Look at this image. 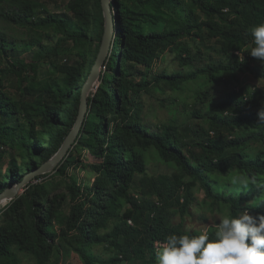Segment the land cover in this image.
I'll return each instance as SVG.
<instances>
[{
  "label": "trees",
  "instance_id": "16d2710c",
  "mask_svg": "<svg viewBox=\"0 0 264 264\" xmlns=\"http://www.w3.org/2000/svg\"><path fill=\"white\" fill-rule=\"evenodd\" d=\"M111 5L115 35L74 147L54 170L0 204V264H19L18 251L33 254L37 264H58L64 249L82 264H155L169 235L204 232L173 219L193 204L224 216L264 213V122L258 117L264 90L234 89L216 98L210 86L239 71L264 78V63L249 53L250 29L264 23V0ZM0 22L1 193L53 157L74 127L105 17L102 0H69L62 11L43 0H0ZM9 26L26 35L19 38ZM202 30L219 43V58L196 56L191 40ZM28 48L29 59L23 56ZM168 51L182 68L156 71ZM11 75L18 98L7 90ZM145 93L165 94L172 118L147 122ZM76 147L97 159L89 164L94 180L69 171L79 160ZM152 159L174 170L150 175ZM49 174L65 177V192L52 195V179L36 181ZM237 177L247 184L234 183ZM216 226L206 231L211 235Z\"/></svg>",
  "mask_w": 264,
  "mask_h": 264
},
{
  "label": "rangeland",
  "instance_id": "374dc122",
  "mask_svg": "<svg viewBox=\"0 0 264 264\" xmlns=\"http://www.w3.org/2000/svg\"><path fill=\"white\" fill-rule=\"evenodd\" d=\"M47 2L48 6L55 11H62L68 8L69 0H43ZM0 25L1 22H0ZM9 31L11 33L16 34L19 38L25 36L26 33L22 29H16V27L9 26ZM197 38L196 40H191L193 50L195 51L196 56L201 57V60H213L217 59L221 56L219 52V43L216 41L215 38H208L207 31H196ZM33 48V47H30ZM198 48L201 51H198ZM32 52L29 48L24 52L23 56L29 59V55ZM16 64L18 65L19 62L18 58L14 59ZM106 63V62H105ZM105 63L101 68V71L105 67ZM166 68L168 71H174L177 69H181L182 67L179 65L178 60L175 58V53L168 51L164 54L163 58L159 59L155 65V70L159 71ZM46 69V67H44ZM101 78V77H100ZM101 79L97 81L99 84ZM7 90L11 92L12 96L15 98L19 97V89L15 82L14 75H11L7 78ZM211 90L216 98H221L226 95L227 92L234 90V89H243L244 91L248 90H256V89H263L264 90V78H257L252 73L247 71H239L235 75L234 78L227 77L224 82L222 83H215L211 84ZM96 87H94L95 90ZM171 94V93H169ZM190 95V94H189ZM165 94L156 93V95H150L145 93L143 96V101L145 102V112L144 117L147 122L152 124L161 123L163 121H167L172 118L173 113L170 111L169 107L163 105L162 98ZM161 98V99H158ZM190 108L193 106L192 101L193 98L189 97ZM167 103V102H166ZM183 103L180 105V114L185 112ZM197 120V119H196ZM73 146V145H72ZM69 148V150L72 148ZM74 147V146H73ZM73 154L78 157V162L75 165L70 167V172H76L81 179H91L94 180V172L92 168L89 166L90 163L95 162L97 159L88 149L82 148H75ZM77 165V167H75ZM174 168L170 165H167L161 161L156 159H152L148 166V173L150 175H156L158 173H172ZM65 177L61 175L53 177L51 174L36 179V181H51L53 180V184L51 185V194H57L66 191L65 186ZM199 201L203 198L204 193L198 192ZM198 201V202H199ZM4 203V202H3ZM200 204V203H199ZM198 203L193 204L190 208V212L182 217L179 213L174 216L175 222H184L186 228L191 229H201L206 231L209 226H215L216 223L219 222L220 218L224 216L223 212L220 210L211 211L206 208H202ZM1 215V213H0ZM2 217L0 216V222L2 221ZM61 239H59V242ZM96 252L100 254L103 258L109 257V252L103 247H97ZM58 253L56 251L55 257H58ZM18 258L19 264H37L36 257L33 254H30L26 251H18ZM58 264H82L79 256L67 249L62 250L59 256V263ZM123 264H141L139 261H129Z\"/></svg>",
  "mask_w": 264,
  "mask_h": 264
},
{
  "label": "clouds",
  "instance_id": "9594fccd",
  "mask_svg": "<svg viewBox=\"0 0 264 264\" xmlns=\"http://www.w3.org/2000/svg\"><path fill=\"white\" fill-rule=\"evenodd\" d=\"M250 33L249 53L264 63V23L253 25ZM258 117L264 122V107ZM233 182L247 184L243 177ZM154 255L155 264H264V213L223 216L211 235L171 234Z\"/></svg>",
  "mask_w": 264,
  "mask_h": 264
},
{
  "label": "water",
  "instance_id": "95a60500",
  "mask_svg": "<svg viewBox=\"0 0 264 264\" xmlns=\"http://www.w3.org/2000/svg\"><path fill=\"white\" fill-rule=\"evenodd\" d=\"M111 2L112 0H102V8L105 17L103 38L96 60L81 90V105L74 127L71 129V131L65 138L62 146L53 157L44 162L41 166L34 168L30 172H28L24 180L12 185L11 187L7 188L6 190L0 193V204L7 200L15 198L19 193L23 192L24 186L28 182H30V180L34 176L54 170L64 158V156L68 153L69 148L74 144L83 124L85 114L89 108V93L94 90V87L97 88L99 85L97 84V81H99L101 77V68L103 67L109 55L111 44L113 42V37L115 35L114 14Z\"/></svg>",
  "mask_w": 264,
  "mask_h": 264
},
{
  "label": "built area",
  "instance_id": "2783aa9c",
  "mask_svg": "<svg viewBox=\"0 0 264 264\" xmlns=\"http://www.w3.org/2000/svg\"><path fill=\"white\" fill-rule=\"evenodd\" d=\"M132 223V220H129Z\"/></svg>",
  "mask_w": 264,
  "mask_h": 264
}]
</instances>
